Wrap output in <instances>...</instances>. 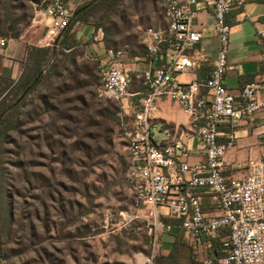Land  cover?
<instances>
[{
  "label": "rangeland",
  "instance_id": "obj_1",
  "mask_svg": "<svg viewBox=\"0 0 264 264\" xmlns=\"http://www.w3.org/2000/svg\"><path fill=\"white\" fill-rule=\"evenodd\" d=\"M28 3L0 0V11L12 8L26 22ZM164 16L161 0H123L103 31L114 51L126 52ZM88 56L79 49L51 63L0 147V264H145L154 252L151 210L127 180L121 104L99 95L102 71ZM128 74L133 94L142 73ZM151 132L160 139L156 126Z\"/></svg>",
  "mask_w": 264,
  "mask_h": 264
},
{
  "label": "built area",
  "instance_id": "obj_2",
  "mask_svg": "<svg viewBox=\"0 0 264 264\" xmlns=\"http://www.w3.org/2000/svg\"><path fill=\"white\" fill-rule=\"evenodd\" d=\"M199 4L212 8L218 54L205 81L179 84L177 75L192 68L188 51L201 41L195 10ZM43 5L50 20L44 45L51 47L70 25L75 10L66 0H40L38 6ZM161 5L166 26L142 29L144 92L130 94L131 78L122 68V51L113 50L108 67L100 66L99 95L121 104L122 134L129 152L128 184L136 202L151 210L156 243L145 264H154L158 239L174 227L159 219L161 209L166 210L162 217L183 220L181 228L192 241L214 238L228 229L221 264H264V161L251 162L249 174L242 178L224 175L225 155L236 145L237 124L264 110V76L247 83L238 95L224 84L231 32L227 16L234 8L243 7L244 0H161ZM0 46L5 48L7 39L1 37ZM130 96L138 97L137 103L129 102ZM163 97L181 106L202 142L205 161L190 165L184 161L190 150L183 142L154 138L151 111ZM131 114L133 119L127 121ZM223 124L228 126L224 133L220 130ZM221 137L225 141L220 142ZM205 194L215 201L213 212L203 208Z\"/></svg>",
  "mask_w": 264,
  "mask_h": 264
},
{
  "label": "crops",
  "instance_id": "obj_3",
  "mask_svg": "<svg viewBox=\"0 0 264 264\" xmlns=\"http://www.w3.org/2000/svg\"><path fill=\"white\" fill-rule=\"evenodd\" d=\"M92 0H66L76 9ZM40 0H29L27 5V21L16 24L15 37H2L7 39V46L1 48L0 57L4 67L12 71L13 77L18 79L23 71L27 46L46 47V38L49 18L44 9L39 7ZM264 1L244 0L241 8H234L227 16V23L231 28L230 49L228 56L229 70L225 73L224 84L233 95H238L242 88L250 82L259 80L264 76ZM197 11L196 25L201 32V41L188 51L192 68L177 75L179 84L197 80L205 81L213 67L218 54V38L214 30V17L212 8L204 4L195 7ZM165 15V13H164ZM165 19V16H164ZM149 27H165L151 21ZM144 26V25H141ZM148 28V27H145ZM12 31V29H10ZM72 33L78 41L79 49L88 57H93L102 63L110 64L113 50L105 45V32L92 24L77 23L73 26ZM123 52L121 58L124 71H140L145 65V47L141 35V47L130 48ZM130 77V76H129ZM144 87L137 92H144ZM136 101V100H135ZM133 101V102H135ZM152 128L156 126L160 139L159 142L175 138L183 142L190 150L184 159L190 165L205 161V151L201 140L193 133L188 117L181 106L168 98H159L155 101L151 111ZM220 130L228 131V126L223 124ZM237 141L235 147L229 149L225 155L224 175L228 178H242L249 174V164L257 160L264 161V110L245 116L235 128ZM225 141L224 137L219 138ZM215 201L210 194H205L203 208L213 212ZM204 239L198 241L202 251Z\"/></svg>",
  "mask_w": 264,
  "mask_h": 264
},
{
  "label": "trees",
  "instance_id": "obj_4",
  "mask_svg": "<svg viewBox=\"0 0 264 264\" xmlns=\"http://www.w3.org/2000/svg\"><path fill=\"white\" fill-rule=\"evenodd\" d=\"M122 2L123 0H92L79 6L70 25L62 31L57 46H27L23 71L18 79L13 77L10 69L2 68L0 71V147L9 131L18 126L23 116L22 109L25 101L41 83L44 72L50 70L51 63L59 56H67L79 50L80 44L72 33L73 26L77 23H88L103 29L105 23L108 22V16L114 15ZM19 22L15 19L12 8L0 11L1 36L15 37L14 29ZM108 35L106 30L105 45L109 50H114L111 48ZM88 58L93 59L94 56ZM97 62L99 63V61ZM98 63L97 66L100 65ZM122 68H124L123 65ZM137 99L139 98H134V101ZM132 115L126 118L127 121L133 119ZM162 221L174 227L165 232L164 235L167 237L165 240H163L164 235L162 236L161 249L155 255L154 264H221L220 260L225 256L223 239L229 234L228 229L221 231L214 238H204L202 243L204 249L201 251L199 243L190 240L181 228L182 219L163 217ZM1 237L0 230V251H2Z\"/></svg>",
  "mask_w": 264,
  "mask_h": 264
},
{
  "label": "water",
  "instance_id": "obj_5",
  "mask_svg": "<svg viewBox=\"0 0 264 264\" xmlns=\"http://www.w3.org/2000/svg\"><path fill=\"white\" fill-rule=\"evenodd\" d=\"M42 8L45 9V8H46L45 5H43ZM62 33H63V32H61V33L57 36V38L55 39L54 46H57V45H58L59 40H60V38H61V36H62Z\"/></svg>",
  "mask_w": 264,
  "mask_h": 264
}]
</instances>
